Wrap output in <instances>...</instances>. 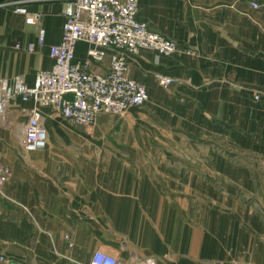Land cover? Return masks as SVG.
I'll use <instances>...</instances> for the list:
<instances>
[{"label": "crops", "instance_id": "crops-1", "mask_svg": "<svg viewBox=\"0 0 264 264\" xmlns=\"http://www.w3.org/2000/svg\"><path fill=\"white\" fill-rule=\"evenodd\" d=\"M69 1L0 0V79L32 86L52 67ZM136 19L178 47L129 57L143 105L90 127L40 106L48 141L32 151L22 135L34 101L14 96L0 114V264H82L98 249L158 264H264V0H138ZM87 48L77 42L75 58Z\"/></svg>", "mask_w": 264, "mask_h": 264}, {"label": "built area", "instance_id": "built-area-1", "mask_svg": "<svg viewBox=\"0 0 264 264\" xmlns=\"http://www.w3.org/2000/svg\"><path fill=\"white\" fill-rule=\"evenodd\" d=\"M17 3H13V9L23 14L25 22L39 23L40 13H30ZM251 5L258 7L254 1ZM137 10L138 0H70L63 10L65 20L61 40L48 49L52 67L38 72L32 86L20 79L12 83L0 79V114L14 96L35 103L23 130L24 150H42L47 146L48 136L40 106H51L60 117L90 127L101 113L123 115L130 107L141 106L148 100L146 85L129 74V57L142 49L170 55L176 53L178 47L175 40L138 21ZM79 41L88 44L83 61L75 58V45ZM37 43H44L41 27ZM27 50L33 51L34 44H28ZM107 54L109 62L105 71L90 69L92 61H101ZM156 79L164 88L172 82V78L160 74ZM8 173V168L0 164V188ZM4 259L5 256L0 254V261ZM89 264L158 263L153 258L119 259L98 249Z\"/></svg>", "mask_w": 264, "mask_h": 264}, {"label": "rangeland", "instance_id": "rangeland-1", "mask_svg": "<svg viewBox=\"0 0 264 264\" xmlns=\"http://www.w3.org/2000/svg\"><path fill=\"white\" fill-rule=\"evenodd\" d=\"M61 147H63V146H61ZM80 257H81L80 261L82 262V264H89L91 255L80 256Z\"/></svg>", "mask_w": 264, "mask_h": 264}]
</instances>
